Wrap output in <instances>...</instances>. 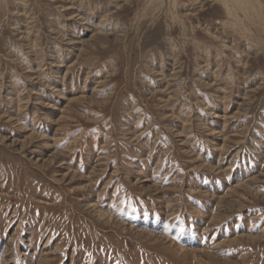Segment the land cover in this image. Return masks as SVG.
Wrapping results in <instances>:
<instances>
[{"label": "rangeland", "instance_id": "374dc122", "mask_svg": "<svg viewBox=\"0 0 264 264\" xmlns=\"http://www.w3.org/2000/svg\"><path fill=\"white\" fill-rule=\"evenodd\" d=\"M0 264H264V0H0Z\"/></svg>", "mask_w": 264, "mask_h": 264}]
</instances>
